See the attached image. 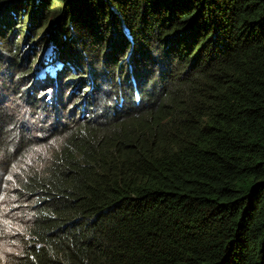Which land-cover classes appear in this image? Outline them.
I'll list each match as a JSON object with an SVG mask.
<instances>
[{"label": "trees", "instance_id": "obj_1", "mask_svg": "<svg viewBox=\"0 0 264 264\" xmlns=\"http://www.w3.org/2000/svg\"><path fill=\"white\" fill-rule=\"evenodd\" d=\"M1 74L6 264H264V0H0Z\"/></svg>", "mask_w": 264, "mask_h": 264}, {"label": "rangeland", "instance_id": "obj_2", "mask_svg": "<svg viewBox=\"0 0 264 264\" xmlns=\"http://www.w3.org/2000/svg\"><path fill=\"white\" fill-rule=\"evenodd\" d=\"M50 7L51 8L61 7V3L52 2L50 4ZM38 27L39 25L36 26L34 29L36 30V33H39L37 31ZM34 35L35 33H31V38ZM6 74L9 75V73ZM2 76L3 74L0 75V82ZM16 94L17 93L15 90H11V89L9 90L8 88L6 89L0 83V100L7 102L8 106H11L17 102L15 101ZM66 96L67 94L65 95V97L60 96V102H62L63 104H66L67 102ZM58 105H59L58 110L60 111L61 114L62 105L61 104ZM59 116L63 117V114ZM35 117L36 115H34L33 113L31 115H28L27 120L30 123V126L28 127V131L32 134V137L43 138L44 136L39 131V127L36 124ZM40 118L44 121L46 120L44 124L46 123L48 124L49 120L52 119V118L48 119V116L46 115L40 116ZM52 144L54 145V149H55L56 148L55 143L45 142L40 146L34 147V149L30 152L29 155L34 159L40 155H43V157L46 158L50 150L49 147H51ZM31 161L33 162V160ZM10 193H11V189L9 192L7 191L0 200V264H6V261L9 257H12L14 255H19L21 253L23 249L22 243H24V241H27L28 238L26 226H28L31 219L29 213L30 210L28 207L29 203L27 202V200H25L24 198H17L15 196L14 191H12V196Z\"/></svg>", "mask_w": 264, "mask_h": 264}, {"label": "bare ground", "instance_id": "obj_3", "mask_svg": "<svg viewBox=\"0 0 264 264\" xmlns=\"http://www.w3.org/2000/svg\"><path fill=\"white\" fill-rule=\"evenodd\" d=\"M1 209H2V207H1ZM3 212V211H2ZM27 227V226H26ZM23 234H24V232H23Z\"/></svg>", "mask_w": 264, "mask_h": 264}]
</instances>
